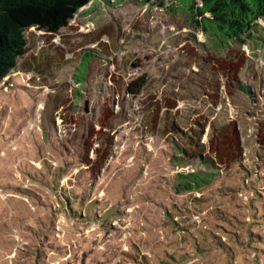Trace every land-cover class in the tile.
<instances>
[{
  "label": "rangeland",
  "instance_id": "1",
  "mask_svg": "<svg viewBox=\"0 0 264 264\" xmlns=\"http://www.w3.org/2000/svg\"><path fill=\"white\" fill-rule=\"evenodd\" d=\"M24 38L0 81V264H264V18L90 0Z\"/></svg>",
  "mask_w": 264,
  "mask_h": 264
},
{
  "label": "trees",
  "instance_id": "2",
  "mask_svg": "<svg viewBox=\"0 0 264 264\" xmlns=\"http://www.w3.org/2000/svg\"><path fill=\"white\" fill-rule=\"evenodd\" d=\"M90 0H0V81L16 68L23 55L24 32L30 28L56 33ZM212 13H222L241 23H255L264 18V0H199ZM245 91L248 87L242 86ZM185 191L199 188L196 175L181 176Z\"/></svg>",
  "mask_w": 264,
  "mask_h": 264
}]
</instances>
